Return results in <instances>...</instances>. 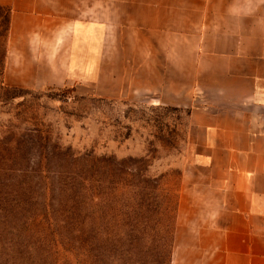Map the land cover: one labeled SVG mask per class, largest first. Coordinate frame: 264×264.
<instances>
[{
    "label": "rangeland",
    "instance_id": "374dc122",
    "mask_svg": "<svg viewBox=\"0 0 264 264\" xmlns=\"http://www.w3.org/2000/svg\"><path fill=\"white\" fill-rule=\"evenodd\" d=\"M9 24L0 7V264H169L186 109L129 91L121 43L92 66L89 28L51 26L4 80Z\"/></svg>",
    "mask_w": 264,
    "mask_h": 264
},
{
    "label": "crops",
    "instance_id": "0c3cea01",
    "mask_svg": "<svg viewBox=\"0 0 264 264\" xmlns=\"http://www.w3.org/2000/svg\"><path fill=\"white\" fill-rule=\"evenodd\" d=\"M0 7L10 21L4 80L51 26L64 36L89 28L92 66L99 42L121 43L129 91L189 110L195 162L178 190L170 264H264V0H0Z\"/></svg>",
    "mask_w": 264,
    "mask_h": 264
},
{
    "label": "trees",
    "instance_id": "16d2710c",
    "mask_svg": "<svg viewBox=\"0 0 264 264\" xmlns=\"http://www.w3.org/2000/svg\"><path fill=\"white\" fill-rule=\"evenodd\" d=\"M28 94H30V92L28 93ZM187 111V114H189V110H186ZM85 202H86V200H83V201H81V204H80V208H84V204H85ZM83 210V209H82ZM82 210H80V211H82ZM120 258H125V257H120ZM123 259H120V260H123ZM121 262H119L118 264H120ZM169 264H170V259H169Z\"/></svg>",
    "mask_w": 264,
    "mask_h": 264
}]
</instances>
